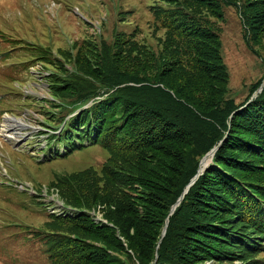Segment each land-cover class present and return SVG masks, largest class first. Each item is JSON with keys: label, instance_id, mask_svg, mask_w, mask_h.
<instances>
[{"label": "trees", "instance_id": "obj_1", "mask_svg": "<svg viewBox=\"0 0 264 264\" xmlns=\"http://www.w3.org/2000/svg\"><path fill=\"white\" fill-rule=\"evenodd\" d=\"M224 4L236 6L256 51L264 0H155L149 9L164 31L157 51L124 32L111 43L84 40L60 58L45 48L47 101L56 109L47 125L62 127L50 138L73 140L77 130L67 153L85 142L107 152L99 169L89 166L75 181L57 177L75 211L47 213L35 231L51 264H264V87L251 100L264 80L241 102L230 96ZM218 145L216 162L171 213ZM97 204L107 205V222L92 215Z\"/></svg>", "mask_w": 264, "mask_h": 264}, {"label": "rangeland", "instance_id": "obj_2", "mask_svg": "<svg viewBox=\"0 0 264 264\" xmlns=\"http://www.w3.org/2000/svg\"><path fill=\"white\" fill-rule=\"evenodd\" d=\"M154 2L0 0V113L4 110L11 112L15 118L9 117L23 124L10 126V133L15 138L5 139L4 145L0 141V264H51L44 242L33 234L46 221L45 215L59 210L66 201L60 183L56 184L57 177L71 176L75 181L77 175L74 174L89 166L99 169L107 157L102 147L85 142L88 145L83 148H73L68 154L61 153L51 158L57 148L63 152L66 151L63 146L70 149L73 143L78 144L76 137L79 131L73 130V140L54 143L51 138L48 139V130H52L47 125L51 122L49 111L56 109L50 106V101H46L52 99L45 80L52 66L46 67L40 59L45 48L60 58L68 50L75 52L76 44L84 40L97 44L101 40L111 43L116 33L124 32L157 51L164 31L154 26V17L149 9ZM223 11L224 19L219 21V26L221 53L230 74L229 94L241 102L249 95L253 84L262 78L264 80V43L253 44L256 51L251 49L247 41L249 32L245 38L236 6L224 4ZM37 61L42 62L35 71L30 66H36ZM67 65L72 67L71 63ZM261 91L255 92L251 100ZM53 124L57 125L56 122ZM215 153L206 157V168L216 162L213 159ZM196 176L184 187L170 211L181 204L197 181L198 177L194 179ZM34 188L41 191L40 195H31ZM105 205H95L92 212L97 220L107 222ZM170 216L169 212L161 225L159 243L166 234ZM186 247L189 249L190 245L184 244L183 248ZM130 253L136 260L137 255L132 249ZM202 264L215 263L207 260Z\"/></svg>", "mask_w": 264, "mask_h": 264}, {"label": "bare ground", "instance_id": "obj_3", "mask_svg": "<svg viewBox=\"0 0 264 264\" xmlns=\"http://www.w3.org/2000/svg\"><path fill=\"white\" fill-rule=\"evenodd\" d=\"M259 90V89H258ZM258 93V91L256 92V94ZM11 117V116H10ZM9 116L7 117H5V119H4V123H3V135L6 137V138H8V139H10V138H15V135L14 134H11L10 133V126H12V125H17V126H23V124L22 123H20V122H18V121H16V120H13V119H11ZM209 155H211L212 156V154H209ZM208 155V156H209ZM207 158L205 159V160H202V164H201V169H202V171H203V169L206 167V163H208L207 162ZM201 171V170H200ZM201 171V172H202ZM197 174H201L200 172H199V169H198V173Z\"/></svg>", "mask_w": 264, "mask_h": 264}, {"label": "water", "instance_id": "obj_4", "mask_svg": "<svg viewBox=\"0 0 264 264\" xmlns=\"http://www.w3.org/2000/svg\"><path fill=\"white\" fill-rule=\"evenodd\" d=\"M263 87H264V81H263L262 85L260 86L258 92L261 91V90L263 89ZM255 96H256V95H255ZM218 147H219V146H216V147L213 148L210 152H208L207 155L204 157V159H205L209 154H212V155H213ZM204 159H203V160H204ZM205 168H206V167H205ZM200 170L202 171L201 166L199 167V172L202 173ZM203 170H204V169H203ZM197 177H199V174H197V176H196L194 179H196ZM182 197H183V196H182ZM180 200H181V198L179 199V201H180ZM179 201H178V202H179ZM178 202H177V203H178ZM175 208H176V205L172 208V210H171L172 213L174 212ZM165 230H166V229H165ZM165 230H164V233H165Z\"/></svg>", "mask_w": 264, "mask_h": 264}]
</instances>
